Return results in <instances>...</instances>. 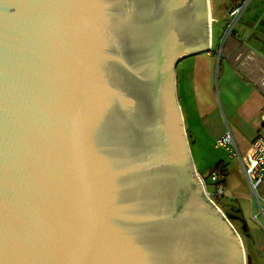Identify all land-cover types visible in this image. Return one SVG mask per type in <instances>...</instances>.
<instances>
[{
	"label": "water",
	"instance_id": "1",
	"mask_svg": "<svg viewBox=\"0 0 264 264\" xmlns=\"http://www.w3.org/2000/svg\"><path fill=\"white\" fill-rule=\"evenodd\" d=\"M208 0H0V264H246L175 93Z\"/></svg>",
	"mask_w": 264,
	"mask_h": 264
},
{
	"label": "crops",
	"instance_id": "2",
	"mask_svg": "<svg viewBox=\"0 0 264 264\" xmlns=\"http://www.w3.org/2000/svg\"><path fill=\"white\" fill-rule=\"evenodd\" d=\"M255 15L245 19L247 28L241 34H230L223 42L221 34L215 45L211 27L209 49L177 63L175 93L186 136L192 139L188 145L198 175L209 178L213 165L224 164V180L218 182L224 194L216 199L221 198V211L240 229L251 263L264 264V225L252 219L258 206L238 158L215 144L227 128L240 152L258 136L264 138L260 119L264 110V0ZM258 194L264 198V188Z\"/></svg>",
	"mask_w": 264,
	"mask_h": 264
},
{
	"label": "built area",
	"instance_id": "3",
	"mask_svg": "<svg viewBox=\"0 0 264 264\" xmlns=\"http://www.w3.org/2000/svg\"><path fill=\"white\" fill-rule=\"evenodd\" d=\"M248 1L249 0H244L241 2V4H238L229 10L228 19L230 24L223 31L221 42H223L233 31V26L237 22L240 13L245 10ZM211 22H214V20ZM260 119L262 122H264V110H262L260 114ZM215 144L218 147L227 149L231 156L238 158L242 171L248 182L250 194L258 206V211L255 215H252V219L259 221L260 225H264V221L258 220L264 217V198L258 194L259 189L264 188V138L258 136L246 147L243 152H240L236 147L229 128H227V130L216 140ZM199 178L203 185L205 195L208 199L212 200L213 196L221 197L224 194V188L220 183H218L217 174L215 172L211 173L208 178L210 183H207L200 176ZM209 186L212 188V190H209Z\"/></svg>",
	"mask_w": 264,
	"mask_h": 264
},
{
	"label": "rangeland",
	"instance_id": "4",
	"mask_svg": "<svg viewBox=\"0 0 264 264\" xmlns=\"http://www.w3.org/2000/svg\"><path fill=\"white\" fill-rule=\"evenodd\" d=\"M239 0H208L209 3V14L212 17V20H214V22H211V20H209L211 22V27H212V40L214 45L217 43L218 37L223 33V31L229 26L230 21L228 19V11L231 9V7L235 6V4L238 2ZM244 0L239 1L236 5L241 4V2ZM260 0H249L248 4L246 6V9L244 10V13L242 15V17L240 18V21L238 23H236V25L234 26L233 32L231 34L234 35V33H240L242 32V30L246 27V23H245V19L246 18H253V15H255L256 10H257V6L259 4ZM257 15V14H256ZM255 15V16H256ZM218 21V22H215ZM187 137V141L188 143H192V139ZM203 175V179L207 182L210 183L209 179L207 178L206 175ZM209 190H212V188L209 186ZM216 197H212L213 202L216 204L217 207H219L220 210H222V204H221V198H217ZM218 203V204H217ZM232 224V223H231ZM235 222L234 224H232L234 226V228L236 229L237 233L239 234V236L241 237V240L243 242V246L245 249V254H246V264H252L248 255H247V250H246V241L244 239V237L240 234V229L237 227V224L235 226ZM239 229V230H238Z\"/></svg>",
	"mask_w": 264,
	"mask_h": 264
},
{
	"label": "trees",
	"instance_id": "5",
	"mask_svg": "<svg viewBox=\"0 0 264 264\" xmlns=\"http://www.w3.org/2000/svg\"><path fill=\"white\" fill-rule=\"evenodd\" d=\"M210 172H215L217 174L218 178H219L218 182L223 183L224 176H225V166H224V164L217 163V164L213 165L211 167V169H210ZM246 250H247V255H248L249 259H250V254L248 252L247 245H246Z\"/></svg>",
	"mask_w": 264,
	"mask_h": 264
},
{
	"label": "bare ground",
	"instance_id": "6",
	"mask_svg": "<svg viewBox=\"0 0 264 264\" xmlns=\"http://www.w3.org/2000/svg\"><path fill=\"white\" fill-rule=\"evenodd\" d=\"M209 20H211V16H210V14L208 15V21H209Z\"/></svg>",
	"mask_w": 264,
	"mask_h": 264
}]
</instances>
